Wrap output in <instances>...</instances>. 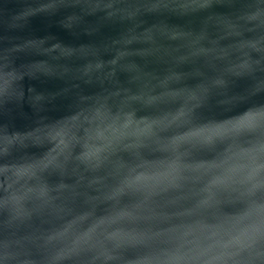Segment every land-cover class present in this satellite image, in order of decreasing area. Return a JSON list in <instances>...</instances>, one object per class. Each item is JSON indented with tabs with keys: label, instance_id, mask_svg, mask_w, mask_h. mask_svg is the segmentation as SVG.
<instances>
[{
	"label": "water",
	"instance_id": "1",
	"mask_svg": "<svg viewBox=\"0 0 264 264\" xmlns=\"http://www.w3.org/2000/svg\"><path fill=\"white\" fill-rule=\"evenodd\" d=\"M264 0H0V264H264Z\"/></svg>",
	"mask_w": 264,
	"mask_h": 264
},
{
	"label": "snow or ice",
	"instance_id": "2",
	"mask_svg": "<svg viewBox=\"0 0 264 264\" xmlns=\"http://www.w3.org/2000/svg\"><path fill=\"white\" fill-rule=\"evenodd\" d=\"M257 117L259 118L260 121L264 122V112L258 113Z\"/></svg>",
	"mask_w": 264,
	"mask_h": 264
}]
</instances>
